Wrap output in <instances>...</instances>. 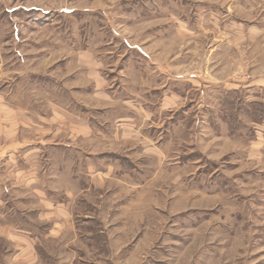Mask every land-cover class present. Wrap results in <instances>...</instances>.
<instances>
[{
    "label": "rangeland",
    "instance_id": "rangeland-1",
    "mask_svg": "<svg viewBox=\"0 0 264 264\" xmlns=\"http://www.w3.org/2000/svg\"><path fill=\"white\" fill-rule=\"evenodd\" d=\"M10 139L60 206L54 264H264V0H0Z\"/></svg>",
    "mask_w": 264,
    "mask_h": 264
},
{
    "label": "crops",
    "instance_id": "crops-1",
    "mask_svg": "<svg viewBox=\"0 0 264 264\" xmlns=\"http://www.w3.org/2000/svg\"><path fill=\"white\" fill-rule=\"evenodd\" d=\"M72 132H82L86 139L90 137L89 134L92 132V128L86 124L79 125V128L75 125L72 127ZM37 143L36 145H38ZM26 145H28L26 142L10 139L9 142L4 143L2 152L0 151V164H2L0 168V222H2L0 223V264H50V261L51 264H54V256L40 253V248L38 247V249L37 245L41 246V243L47 241L58 242L61 223L57 212L59 213L61 209L54 202L45 199L47 195L45 191L51 190V188L46 189V186L41 185L42 181L38 174L40 157L37 155L36 150L34 152L26 150ZM17 149L21 150V156L17 155ZM109 155L113 154L103 153L98 157L100 161L118 164V156L111 158ZM87 160L86 158L85 161ZM85 164L88 165V162ZM87 172L90 181H101L104 179L103 176L106 175V173L96 171L92 176V168L89 165ZM90 188L91 184L84 183L83 190L87 191ZM12 194H18L19 197L15 198H23L24 201L23 199H10ZM26 196L33 197L34 201L39 199L43 207L41 211H43V214H48L46 217L51 219L49 233L44 237H38L37 235L30 237L27 235L26 225L21 222L22 215L25 214L27 209L19 208V204L27 200L25 199ZM54 214L57 215L54 216Z\"/></svg>",
    "mask_w": 264,
    "mask_h": 264
},
{
    "label": "trees",
    "instance_id": "trees-1",
    "mask_svg": "<svg viewBox=\"0 0 264 264\" xmlns=\"http://www.w3.org/2000/svg\"><path fill=\"white\" fill-rule=\"evenodd\" d=\"M109 157H111V158H115V157H117V156L109 155ZM117 159H120V158L117 157Z\"/></svg>",
    "mask_w": 264,
    "mask_h": 264
}]
</instances>
